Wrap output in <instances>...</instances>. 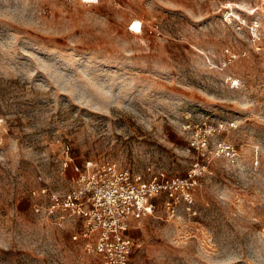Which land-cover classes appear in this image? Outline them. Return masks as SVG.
<instances>
[{
    "label": "rangeland",
    "instance_id": "374dc122",
    "mask_svg": "<svg viewBox=\"0 0 264 264\" xmlns=\"http://www.w3.org/2000/svg\"><path fill=\"white\" fill-rule=\"evenodd\" d=\"M88 160L177 182L129 264H264V0H0V264H102Z\"/></svg>",
    "mask_w": 264,
    "mask_h": 264
},
{
    "label": "built area",
    "instance_id": "2783aa9c",
    "mask_svg": "<svg viewBox=\"0 0 264 264\" xmlns=\"http://www.w3.org/2000/svg\"><path fill=\"white\" fill-rule=\"evenodd\" d=\"M73 182L66 192L52 193V207L63 218L67 215L81 221L73 239L81 240L84 250L98 255L102 264H129L133 242L126 231L130 222L150 213L162 192L174 200L178 188L175 180L154 177L145 181L112 161H86L76 168Z\"/></svg>",
    "mask_w": 264,
    "mask_h": 264
}]
</instances>
